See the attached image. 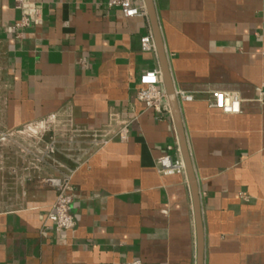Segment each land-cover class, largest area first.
<instances>
[{"label": "crops", "instance_id": "0c3cea01", "mask_svg": "<svg viewBox=\"0 0 264 264\" xmlns=\"http://www.w3.org/2000/svg\"><path fill=\"white\" fill-rule=\"evenodd\" d=\"M32 1L41 21L21 37L14 0L0 5V146L55 115L69 122L76 152L0 150V264H197L187 174L157 166L181 155L172 114L136 95L141 75L160 69L157 53L141 49L148 16L126 18L109 0ZM155 3L176 89L194 95L181 111L204 264H264V0ZM213 91L237 92L241 111L211 106ZM106 132L107 143L92 142ZM63 175L76 226L58 232L48 219L57 193L41 179Z\"/></svg>", "mask_w": 264, "mask_h": 264}, {"label": "built area", "instance_id": "2783aa9c", "mask_svg": "<svg viewBox=\"0 0 264 264\" xmlns=\"http://www.w3.org/2000/svg\"><path fill=\"white\" fill-rule=\"evenodd\" d=\"M0 0V5H1ZM16 9L21 11V19L13 25V29L17 33V37H21L22 29L29 26H36L40 23V9L36 3L32 0H14ZM109 7L119 8L122 15L126 18L132 17H147V10L144 0H109ZM141 49L147 52H156L155 42L152 32L141 37ZM179 100L191 101L194 99V95L177 90ZM137 98L141 101L146 108L153 109L160 114L170 113V104L168 96L163 85V78L160 69L146 71L140 77V87L136 92ZM211 99V106L221 109L226 113H239L241 111V98L237 92H222L213 91ZM58 117L53 115L46 120V124L52 123ZM32 126L27 127L31 129ZM103 136V133H96L92 135L93 143L105 144L110 138ZM129 133L128 122H121L120 128L117 134L121 140H127ZM12 134H10L11 136ZM9 136V135H8ZM3 136L2 139H5ZM101 138V139H100ZM38 143L40 140L37 141ZM36 142V143H37ZM54 141L46 147L47 151L52 149ZM37 144L34 148L36 149ZM172 146L168 147V151H172ZM180 151V148H177ZM177 151V152H178ZM25 154H32L30 147L22 149ZM34 155V154H33ZM40 159V158H38ZM157 166L160 173L164 175L170 174H186V167L184 160L180 153L174 157L170 152L165 153L157 159ZM70 176H46L41 179L43 185L49 186L56 190V200L52 206V210L48 216V219L55 224V228L58 232H66L73 229L76 226V220L71 212L72 198L68 194L70 189ZM128 264H142L139 260L129 262Z\"/></svg>", "mask_w": 264, "mask_h": 264}, {"label": "water", "instance_id": "95a60500", "mask_svg": "<svg viewBox=\"0 0 264 264\" xmlns=\"http://www.w3.org/2000/svg\"><path fill=\"white\" fill-rule=\"evenodd\" d=\"M147 10V16L151 25V32L155 42L156 53L159 60L160 70L163 78V85L166 90L168 101L170 104L171 114L176 127L179 148L186 167V174L192 192L194 204V214L196 221V236H197V264H204V229L201 214V197L197 178L189 151L185 129L182 119L181 101L179 100L177 89L173 80L170 68V61L164 41L162 27L160 24L158 11L155 0H144Z\"/></svg>", "mask_w": 264, "mask_h": 264}, {"label": "rangeland", "instance_id": "374dc122", "mask_svg": "<svg viewBox=\"0 0 264 264\" xmlns=\"http://www.w3.org/2000/svg\"><path fill=\"white\" fill-rule=\"evenodd\" d=\"M68 123L69 122L67 120H61L60 118H57L50 124L44 123L39 127L32 126L31 129H23L20 133H17V135H14L13 138H11L15 139L16 141L14 145H9V147L6 145L0 146V150L8 149L11 151L12 148L14 149L16 147L19 152L22 149L29 147V144H36L35 142H37L38 140H40L41 143H47V146L50 145L52 141H54L55 143L52 149L48 151L45 147L42 148L41 144L38 145V142L36 149L30 147V150H32L33 152L32 154H29L32 155L31 159H38L45 155L47 157L48 155H58L63 157L66 156V154L71 156L76 152V149L73 148L72 144L70 143V140L73 139V135L75 134L71 132ZM4 143L6 144L7 142Z\"/></svg>", "mask_w": 264, "mask_h": 264}]
</instances>
